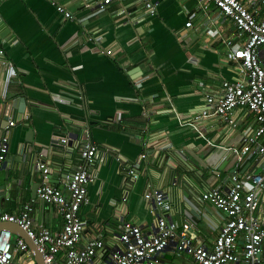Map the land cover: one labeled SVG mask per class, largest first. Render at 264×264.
Returning a JSON list of instances; mask_svg holds the SVG:
<instances>
[{
    "label": "crops",
    "instance_id": "crops-1",
    "mask_svg": "<svg viewBox=\"0 0 264 264\" xmlns=\"http://www.w3.org/2000/svg\"><path fill=\"white\" fill-rule=\"evenodd\" d=\"M98 1L0 0V139L9 135L0 206L20 214L31 203L37 229L61 231L57 208L34 191L42 182L38 163L49 165L50 183L65 187L82 164L83 145L93 141L100 151L93 168L98 177L80 209L82 243L97 238L106 249L90 264L107 263L123 221L152 231L154 205L145 197L150 185L166 191V216L180 226L189 222L195 243L211 247L223 216L203 192L228 189L236 170L245 182L264 173L263 155L232 152L256 124L251 113L237 110L236 126L215 114L194 117L207 94L241 77L237 63L226 59L225 41L236 25L212 3L202 10L199 0H155V12L141 0L98 11ZM260 59L264 65V46ZM7 104L14 108V126L4 116ZM57 134L67 143H57ZM131 166L138 178L127 184ZM16 260L30 263L21 253ZM161 264L194 261L171 246Z\"/></svg>",
    "mask_w": 264,
    "mask_h": 264
},
{
    "label": "built area",
    "instance_id": "built-area-1",
    "mask_svg": "<svg viewBox=\"0 0 264 264\" xmlns=\"http://www.w3.org/2000/svg\"><path fill=\"white\" fill-rule=\"evenodd\" d=\"M120 0H99L98 11L106 10ZM146 11L155 12V0H141ZM232 19L236 25V34L226 39V59L237 63L241 77L237 80H224L220 92L205 96L206 106L195 114L196 120L208 118L212 114L224 122L236 126L235 112L246 110L255 119L244 137L243 145L233 147L232 152L241 157L264 156V65L260 59V50L264 46V0H199V6L206 10L209 4ZM261 5L262 12L256 7ZM58 10L66 18L72 14L62 5ZM187 26H192L188 21ZM108 54L112 50H107ZM0 58L5 51L0 44ZM9 62L2 61L4 69ZM8 126H14V108L7 104L4 110ZM67 143V138L61 139ZM99 148L93 141L86 142L81 149L79 170L67 177L65 187L50 183V167L45 161L38 163L42 173V182L36 189L37 197L52 203L63 218L61 231L53 233L49 229H37L33 222V205H25L20 214L4 211L0 206V224L14 223L25 230L43 255L45 264H90L101 249H106L104 240L91 238L82 243L83 230L86 227L80 214L81 207L89 201L88 185L97 180L93 168L98 162ZM9 153V135L0 139V172ZM147 155L143 154L142 158ZM128 182L138 178L135 166L128 169ZM264 173L255 172L250 182H245L239 170L231 175V186L224 190L211 188L203 192V200L211 203L223 216L214 245L209 247L197 244L190 231L191 224L176 221L166 216L169 207L166 191L150 185L145 197L154 205L155 223L151 232H145L132 221H123L119 229V244L111 251L106 264H161V256L173 246L179 253L193 258L194 264H264ZM21 253L29 264H40L35 260L33 250L25 238L7 229H0V264H23L16 260Z\"/></svg>",
    "mask_w": 264,
    "mask_h": 264
},
{
    "label": "water",
    "instance_id": "water-1",
    "mask_svg": "<svg viewBox=\"0 0 264 264\" xmlns=\"http://www.w3.org/2000/svg\"><path fill=\"white\" fill-rule=\"evenodd\" d=\"M57 136L59 137L58 139H56L57 143H61L62 145H64V143L60 142V140L62 139V136H64V135L63 134L62 135L57 134ZM38 185L39 184H37L36 187H34V191H36ZM0 229L10 230L14 234L25 238V240L28 242L30 248L33 250L36 261L40 264H45L43 261V255L40 253V251L36 247L35 243L28 237L27 233L25 232V230L23 228H21L20 226H18L17 224H14V223L4 222V223L0 224Z\"/></svg>",
    "mask_w": 264,
    "mask_h": 264
}]
</instances>
